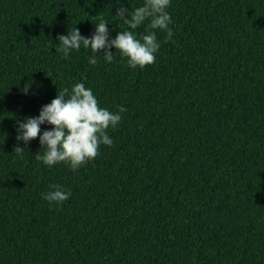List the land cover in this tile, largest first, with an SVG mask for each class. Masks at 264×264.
Returning <instances> with one entry per match:
<instances>
[{
  "label": "trees",
  "instance_id": "16d2710c",
  "mask_svg": "<svg viewBox=\"0 0 264 264\" xmlns=\"http://www.w3.org/2000/svg\"><path fill=\"white\" fill-rule=\"evenodd\" d=\"M142 3L0 0V264H264V0H172L143 68L56 51L100 19L114 37ZM81 81L126 111L94 160L48 168L17 121ZM51 184L70 198L42 199Z\"/></svg>",
  "mask_w": 264,
  "mask_h": 264
},
{
  "label": "clouds",
  "instance_id": "9594fccd",
  "mask_svg": "<svg viewBox=\"0 0 264 264\" xmlns=\"http://www.w3.org/2000/svg\"><path fill=\"white\" fill-rule=\"evenodd\" d=\"M171 2L143 0L142 4L133 9L123 6L118 8L115 15L122 18L127 27L118 31L114 37L110 36L107 27L109 21L106 19H100L94 24L90 36H83L78 28L72 27L67 34L57 37L59 43L56 51L68 58L73 51L83 47L90 53L88 63L96 65L99 62L98 54L105 63H112L115 57L111 49H114L131 69L153 64L161 47L157 31L165 34V42L170 41L174 35L168 11ZM146 22L148 26L144 34L138 35L136 30ZM27 91L25 87L24 93L27 94ZM117 108L118 111H112L101 107L92 88L86 87L82 81L75 82L70 89H61L49 103L41 105L38 115L18 120L16 139L28 144L38 137L41 149L44 150L36 156L38 161L48 168L65 163L71 171L76 172L97 157L102 144H113L109 129L119 126L121 114L126 111L122 105ZM42 125L51 127L42 130ZM22 150L20 146L15 147L17 153ZM41 195L50 204L60 205L70 198L71 190L59 184H51Z\"/></svg>",
  "mask_w": 264,
  "mask_h": 264
}]
</instances>
